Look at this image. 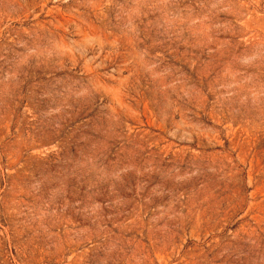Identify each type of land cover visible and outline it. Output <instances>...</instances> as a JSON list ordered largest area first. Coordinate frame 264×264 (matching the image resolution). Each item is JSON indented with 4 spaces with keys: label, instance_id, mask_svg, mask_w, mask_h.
Wrapping results in <instances>:
<instances>
[{
    "label": "rangeland",
    "instance_id": "obj_1",
    "mask_svg": "<svg viewBox=\"0 0 264 264\" xmlns=\"http://www.w3.org/2000/svg\"><path fill=\"white\" fill-rule=\"evenodd\" d=\"M0 264H264V0H0Z\"/></svg>",
    "mask_w": 264,
    "mask_h": 264
}]
</instances>
